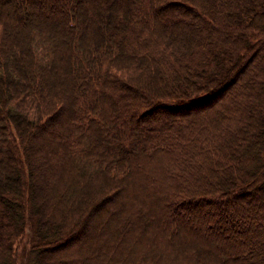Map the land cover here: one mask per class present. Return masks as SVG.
<instances>
[{
	"label": "trees",
	"instance_id": "obj_1",
	"mask_svg": "<svg viewBox=\"0 0 264 264\" xmlns=\"http://www.w3.org/2000/svg\"><path fill=\"white\" fill-rule=\"evenodd\" d=\"M29 225L27 264H264V0H0V264Z\"/></svg>",
	"mask_w": 264,
	"mask_h": 264
},
{
	"label": "rangeland",
	"instance_id": "obj_2",
	"mask_svg": "<svg viewBox=\"0 0 264 264\" xmlns=\"http://www.w3.org/2000/svg\"><path fill=\"white\" fill-rule=\"evenodd\" d=\"M215 102H219V101H214ZM212 103V105L214 104ZM211 106V105H210ZM209 106V107H210ZM208 108V107H207ZM206 107H203L201 108L200 110H206L207 109ZM194 111H197V110H194ZM167 114V115H174L175 113H171L169 110H165V109H158V111L156 110H153V112H151L150 114L148 113V110L145 109L144 112H142V115L141 117H144L142 118V120H148L149 118L151 117H158V116H162ZM182 113V112H181ZM195 113V112H194ZM103 202V201H102ZM33 229L32 227L29 225L26 229V232H25V235L24 237L22 238V243L21 245H19L18 247V250H17V262L18 264H27V255H28V251L30 249V246L32 244V240H33V233H32ZM87 233V232H86Z\"/></svg>",
	"mask_w": 264,
	"mask_h": 264
}]
</instances>
